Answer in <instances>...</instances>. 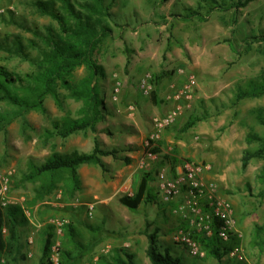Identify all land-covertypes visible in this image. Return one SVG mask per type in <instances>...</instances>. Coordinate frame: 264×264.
<instances>
[{"label": "rangeland", "instance_id": "1", "mask_svg": "<svg viewBox=\"0 0 264 264\" xmlns=\"http://www.w3.org/2000/svg\"><path fill=\"white\" fill-rule=\"evenodd\" d=\"M32 1L0 0V65L21 75L35 67L13 56L9 47L19 39L27 44L34 38L31 28L58 27ZM107 1L112 2L108 23L113 31L97 52L106 70L99 81L104 115L98 132L81 131L45 142V129L52 128L53 120L80 116L82 102L71 98L64 88L59 89L63 108L48 96L47 112H30L27 118L31 127L25 132L21 120L14 121L7 133L0 131V184L8 187L5 193L0 192V205L20 204L28 220L19 227L21 251L10 264H40L50 227L54 234L49 264H61L67 225L76 230L78 241L94 244L82 257L75 252L70 264H103L102 258L112 259L118 249L133 255L137 264H151L146 249L147 233L153 231H158L164 245L161 251L170 246L168 250L182 256L186 264H264V250L253 244L256 227L264 225V183L259 179L264 154L252 159L246 168L241 160L245 149L260 145L258 141L248 143L247 135L256 132L264 136V125L258 119V113H264V96L233 104L238 85L264 78V0H252L238 10H217L206 21L179 16L189 7L206 13L199 0ZM32 54L36 50L32 49ZM85 74L83 67L78 68L73 81L79 82ZM148 74L156 102L152 94L144 95L140 89L141 79ZM191 75L196 86L190 108L163 131L160 139L148 145L153 117L175 107L168 96L179 91ZM3 107L1 104L0 110ZM194 116L202 119L185 130ZM96 137L103 147L118 150V157H104L107 171L85 164L81 175L84 187L74 197L65 195L60 182L57 189L34 204L41 180L22 182L32 163L44 162L53 150L91 152ZM149 151L156 157L150 158ZM185 161L212 165L206 177L217 182L219 194L234 206L241 258L228 254L219 262L207 254L194 257L174 243L173 234L179 229L192 235L201 231L196 222L178 211L182 196L173 200L176 204L163 200L157 177L162 170L173 172ZM145 172L153 175L151 189L158 193L157 201L131 211L119 199L134 194ZM100 224L102 233L94 241L90 226Z\"/></svg>", "mask_w": 264, "mask_h": 264}, {"label": "trees", "instance_id": "2", "mask_svg": "<svg viewBox=\"0 0 264 264\" xmlns=\"http://www.w3.org/2000/svg\"><path fill=\"white\" fill-rule=\"evenodd\" d=\"M252 0H238L231 2L223 0H199L200 6L206 9L187 8V12L179 15L185 19L197 18L206 21L209 16L219 10L227 11L245 7ZM32 5L43 15L50 16L58 27L47 25L44 29L31 28L34 38H29L25 44L23 40L14 41L8 51L13 56H20L28 60L35 69L21 75L0 65V131L7 133L8 127L16 120H21L25 132L31 127L27 115L32 111L47 112L45 105L48 96L55 99L57 105L64 106V100L59 92L60 88L68 90V95L83 106L79 117L65 116L52 121V128L45 129V142L55 136L67 138L77 132H98V124L103 118L104 99L101 95L100 79L106 76L105 67L98 61L97 52L101 44L112 34V27L108 23L111 19L112 2L107 0H33ZM32 49L36 54H32ZM83 67L85 76L75 83L74 75L78 68ZM264 96V78L250 79L245 85H238L234 93L233 104L237 105L246 98ZM156 102L157 94L152 93ZM202 118L194 116L186 123L184 129L193 127ZM258 119L264 125V113H258ZM248 143L258 141L257 148H247L243 151L242 166L246 168L254 158L264 154V136L250 132L246 138ZM158 149H155L157 151ZM106 156L118 157V150L105 148L96 137L91 152H60L52 153L40 164L31 165V170L24 173L22 182H36L41 184L35 189L33 203L43 200L59 187L65 195L74 197L83 189L80 167L83 164H94L107 171ZM130 159L126 158V162ZM176 169V168H175ZM264 183V168L259 176ZM151 172L142 174L140 182L133 195L124 194L120 203L131 211H137L143 203L157 201L158 193H153ZM264 195V189L262 191ZM176 204L175 202L171 201ZM23 208L20 204L0 205V264H10L17 260L21 251L19 227L27 223ZM219 221L215 220L213 235L207 237L203 233L192 235L206 251L208 257L223 262L232 249L240 246V239L233 235L231 240L224 242L218 236ZM67 241L61 254V264H70L77 252L80 257L88 253L94 244L85 245L77 240L76 230L67 225ZM97 241L103 230V225L90 226ZM53 230L47 231L43 245V258L40 264H49V254L53 245ZM192 234V233H191ZM264 225L256 227L253 244L264 250ZM146 254L151 264H186L182 256L173 255L166 247L162 252V245L158 231L148 232ZM103 264H137L133 255L118 249L112 259L102 258Z\"/></svg>", "mask_w": 264, "mask_h": 264}, {"label": "built area", "instance_id": "3", "mask_svg": "<svg viewBox=\"0 0 264 264\" xmlns=\"http://www.w3.org/2000/svg\"><path fill=\"white\" fill-rule=\"evenodd\" d=\"M195 86L196 79L191 75L179 91L168 96L169 99L174 100L175 107L163 115L153 117V132L148 145L150 142L160 139L163 131L173 125L184 110L190 108ZM118 89V87L115 88L116 92L119 91ZM140 89L144 95L149 96L152 94L153 87L150 74L141 79ZM182 101H185V104ZM148 156L150 158L156 157L153 151H149ZM212 169L210 163L197 161H185L177 166L173 172L164 169L157 177L159 192L165 202H171L182 196L178 211L191 218L192 222H196L199 231L207 237L213 235L215 220H218V236L222 241L228 242L237 233L235 230L234 206L229 199L219 194L217 182L206 177V174L211 172ZM7 189V185L0 184L1 194L5 193ZM173 241L175 244L187 249L194 257L206 256V251L192 237L190 231L177 230L173 234ZM229 254L231 257H242V252L238 247L232 249Z\"/></svg>", "mask_w": 264, "mask_h": 264}, {"label": "crops", "instance_id": "4", "mask_svg": "<svg viewBox=\"0 0 264 264\" xmlns=\"http://www.w3.org/2000/svg\"><path fill=\"white\" fill-rule=\"evenodd\" d=\"M132 156V155H131ZM105 160V159H104ZM106 161V160H105ZM107 162V161H106ZM85 164H83L81 167H80V174L82 175V167L84 166Z\"/></svg>", "mask_w": 264, "mask_h": 264}]
</instances>
